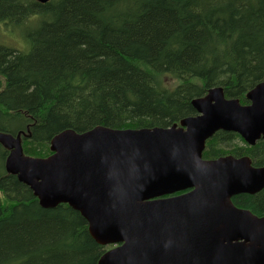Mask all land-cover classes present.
Wrapping results in <instances>:
<instances>
[{
    "label": "trees",
    "instance_id": "16d2710c",
    "mask_svg": "<svg viewBox=\"0 0 264 264\" xmlns=\"http://www.w3.org/2000/svg\"><path fill=\"white\" fill-rule=\"evenodd\" d=\"M0 25L25 45L0 44V133L35 158L66 130L167 128L210 89L247 105L264 82V0H0ZM8 154L0 144V264H99L109 248L87 220L43 208L6 171ZM223 156L264 167V139L219 131L203 159ZM232 201L264 216V189Z\"/></svg>",
    "mask_w": 264,
    "mask_h": 264
},
{
    "label": "water",
    "instance_id": "95a60500",
    "mask_svg": "<svg viewBox=\"0 0 264 264\" xmlns=\"http://www.w3.org/2000/svg\"><path fill=\"white\" fill-rule=\"evenodd\" d=\"M247 100L217 87L192 101L197 115L180 125L66 130L47 158L24 156L20 135L0 133L12 150L5 169L43 208L69 205L99 244L115 245L99 264H264V216L232 201L264 189V167L249 157L203 159L219 131L250 146L264 139V82Z\"/></svg>",
    "mask_w": 264,
    "mask_h": 264
},
{
    "label": "rangeland",
    "instance_id": "374dc122",
    "mask_svg": "<svg viewBox=\"0 0 264 264\" xmlns=\"http://www.w3.org/2000/svg\"><path fill=\"white\" fill-rule=\"evenodd\" d=\"M16 31L6 25H0V44L10 46L14 49H24V40L21 38V36L18 33H15ZM168 85L174 84L173 80L166 81ZM115 246L110 245L108 246L109 249L114 248Z\"/></svg>",
    "mask_w": 264,
    "mask_h": 264
}]
</instances>
